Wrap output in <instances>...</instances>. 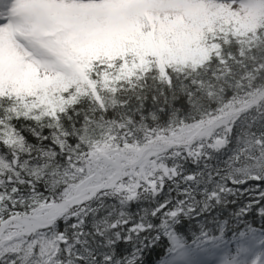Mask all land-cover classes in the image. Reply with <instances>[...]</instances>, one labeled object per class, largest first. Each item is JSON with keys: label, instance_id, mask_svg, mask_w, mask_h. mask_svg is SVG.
<instances>
[{"label": "snow or ice", "instance_id": "snow-or-ice-1", "mask_svg": "<svg viewBox=\"0 0 264 264\" xmlns=\"http://www.w3.org/2000/svg\"><path fill=\"white\" fill-rule=\"evenodd\" d=\"M0 264H264V0H0Z\"/></svg>", "mask_w": 264, "mask_h": 264}]
</instances>
